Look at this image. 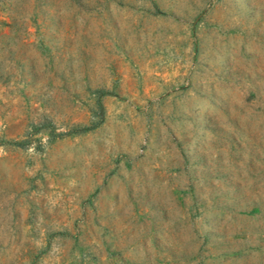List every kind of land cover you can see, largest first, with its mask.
Returning <instances> with one entry per match:
<instances>
[{"label": "rangeland", "instance_id": "obj_1", "mask_svg": "<svg viewBox=\"0 0 264 264\" xmlns=\"http://www.w3.org/2000/svg\"><path fill=\"white\" fill-rule=\"evenodd\" d=\"M0 264H264V0H0Z\"/></svg>", "mask_w": 264, "mask_h": 264}, {"label": "trees", "instance_id": "obj_2", "mask_svg": "<svg viewBox=\"0 0 264 264\" xmlns=\"http://www.w3.org/2000/svg\"><path fill=\"white\" fill-rule=\"evenodd\" d=\"M99 109H100V114H99V115H100L101 117H103V110H104V108H103L101 102H99ZM100 124H101V121H100L99 123H95V124H93L90 128L84 129L83 131H79L78 133H85V132H88V131H90V130H94V129H96Z\"/></svg>", "mask_w": 264, "mask_h": 264}]
</instances>
